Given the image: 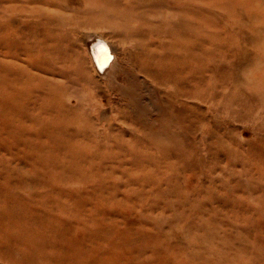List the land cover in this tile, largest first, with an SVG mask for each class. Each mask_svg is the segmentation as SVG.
I'll use <instances>...</instances> for the list:
<instances>
[{"label": "rangeland", "instance_id": "374dc122", "mask_svg": "<svg viewBox=\"0 0 264 264\" xmlns=\"http://www.w3.org/2000/svg\"><path fill=\"white\" fill-rule=\"evenodd\" d=\"M0 264H264V0H0Z\"/></svg>", "mask_w": 264, "mask_h": 264}, {"label": "bare ground", "instance_id": "6f19581e", "mask_svg": "<svg viewBox=\"0 0 264 264\" xmlns=\"http://www.w3.org/2000/svg\"><path fill=\"white\" fill-rule=\"evenodd\" d=\"M11 17V16H10ZM13 17V16H12ZM95 33V32H94ZM170 33H171V39L169 40V42L167 43V49H168V51L170 52V56L175 60L174 62H173V64H175L176 62H177V53H175V52H177V50H178V47H179V44L181 43V41H182V38L185 36L182 32H179V30H178V28L176 27V26H172L171 27V29H170ZM89 34V33H88ZM96 34V33H95ZM94 34V35H95ZM87 35V34H86ZM98 35H100V34H98ZM187 37H188V35H187ZM98 38H101V37H98V36H95L94 38H92V37H89V39H90V41H94L95 39H98ZM88 39V40H89ZM104 39V38H103ZM106 39V38H105ZM89 41V42H90ZM105 41V40H104ZM107 43V42H106ZM110 43V42H109ZM109 43H108V45H109ZM179 43V44H178ZM92 44V43H91ZM90 45V44H89ZM88 46V45H87ZM112 46V45H111ZM93 47V46H92ZM108 47V46H107ZM90 50V49H89ZM96 50V49H95ZM93 51H94V49H93ZM110 52V51H109ZM117 52V51H116ZM112 53V52H111ZM90 55V54H89ZM95 55H96V51H95ZM99 55V56H98ZM101 54H99V53H97V57H98V64H102L101 62H103V60H104V58H105V56H104V54L103 55H101ZM107 56V55H106ZM113 56H116V55H113ZM113 56H112V59H113ZM96 57V56H95ZM161 59H163V55H161ZM92 60V59H91ZM97 60V59H96ZM93 62V61H92ZM105 62H106V59H105ZM117 62H119V61H117V59H114V62H113V68H114V65H116L115 66V71H118L119 70V68H120V66L118 67V63ZM161 62H162V60H161ZM105 64V63H104ZM120 64H121V62H120ZM107 65V64H106ZM94 67H95V64H94ZM103 67V66H102ZM105 67V66H104ZM123 67V66H122ZM103 69V68H102ZM105 69H106V67H105ZM98 70V69H97ZM96 70V71H97ZM102 71V70H101ZM100 71V72H101ZM171 71H175L173 68H171ZM124 73V72H123ZM129 73V72H128ZM149 73V72H148ZM103 75H104V73H102ZM101 75V74H100ZM99 75V76H100ZM117 75H116V73L112 70V72H110L109 74H107V76H106V78L107 77H110V79L109 80H111L112 81V83H114L115 82V85H116V80H117V77H116ZM136 77H138V76H136ZM135 77V78H136ZM108 80V79H107ZM142 80V79H141ZM110 81V82H111ZM128 81V80H127ZM127 81H125L124 80V82L121 84V85H123V84H125ZM136 81V80H135ZM140 81V80H139ZM108 82V81H107ZM119 82V81H118ZM117 82V83H118ZM121 82V81H120ZM137 82H138V79H137ZM142 82H144V80L142 81ZM120 85V84H119ZM110 87V86H109ZM116 87V86H115ZM119 87V86H118ZM112 88H114V87H112ZM119 89L121 90L122 89V91H121V93L122 94H124L125 92H127V91H123V88H120L119 87ZM120 94V93H119ZM118 94V95H119ZM124 96H125V94H124ZM123 96V97H124ZM129 100V99H128ZM126 105V104H125ZM159 117V116H158ZM160 118V117H159ZM158 118V119H159Z\"/></svg>", "mask_w": 264, "mask_h": 264}]
</instances>
